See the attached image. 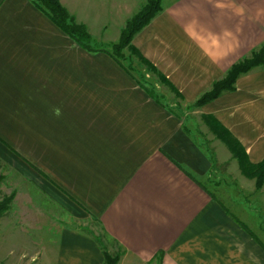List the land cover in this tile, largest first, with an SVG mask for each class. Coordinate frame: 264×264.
<instances>
[{"label":"crops","instance_id":"crops-1","mask_svg":"<svg viewBox=\"0 0 264 264\" xmlns=\"http://www.w3.org/2000/svg\"><path fill=\"white\" fill-rule=\"evenodd\" d=\"M59 1L95 40L114 44L149 0ZM161 6L132 42L175 88L147 75L155 95L178 96L203 120L214 116L252 162L264 160V67L194 106L264 45V0ZM95 54L30 0H0V160L15 163L8 211L17 203V217L3 224L54 226L56 244L42 264H103L91 220L123 247L117 264H264V239L251 222L262 216L264 187L242 173L222 139V148H206L127 72V60L124 68Z\"/></svg>","mask_w":264,"mask_h":264},{"label":"rangeland","instance_id":"rangeland-1","mask_svg":"<svg viewBox=\"0 0 264 264\" xmlns=\"http://www.w3.org/2000/svg\"><path fill=\"white\" fill-rule=\"evenodd\" d=\"M119 41L117 43H119ZM96 42L98 43V46L103 47L110 52H112L111 46L117 44V43L114 44L104 43V42H100L99 40H96ZM99 54H95L93 57L97 58V57L108 56L103 53H99ZM124 54L125 57L127 58V61H125L126 68H128L131 72H133V75H135L139 80H142V82L147 85V88L149 90L154 91V93L156 94L157 90L153 86V81L152 80L147 81V78L145 76L151 75L155 79L157 74L151 71L150 68L138 58V56L133 55L128 49L124 50ZM88 57H92V56L89 55ZM161 83L163 82L161 81ZM157 97L163 100V102H165L168 106H170L171 109H173L175 112L177 110V112L181 114V116L185 120V123L187 124V127H189L193 131L194 136L200 139L201 143L211 152L215 148L217 149L222 148L219 140L221 138H219V136L211 129V127L206 122H204V120L202 119L201 115L197 112V109L195 107L187 106L181 101V99L178 96H176L174 100L165 99L164 96L159 94L157 95ZM14 171H15L14 162L12 164H9L0 160V175L2 176L4 175V177L1 176L0 178V203L5 199L6 195H11L10 193L13 190L14 186L16 185V181L14 178ZM206 184L212 190L218 192V190L215 188L214 185H212L209 182H207ZM230 189L235 190L236 185L235 184L233 185L232 183ZM257 196L261 197L258 198V200L260 199L258 201V210L260 212V215L262 216L261 218L258 216V219L257 218L255 219L254 217L253 219H251V222L252 224L256 223L258 227L257 231L263 236L264 239V192H259ZM250 199L252 200L253 196L250 195ZM13 200L10 203V205L13 203ZM248 202L251 205L252 202L249 200ZM36 204H37L36 206H38L40 209L45 208L46 206V204L44 203L39 204V202H36ZM16 207H17V203L14 204V206L10 211H8L9 210L8 209L0 215V264H42L45 261V259L43 258L45 253V248L48 246H54L56 244L52 239L55 237L56 234L53 233L55 228L54 226L47 227L44 225L42 226L30 225L27 227L12 221L10 223H7L6 225L3 224V222H6L7 221L6 219L8 218H11V220H15V218L17 217ZM86 228L89 232H91L90 234H92L96 238L98 244L103 249V252L107 251L112 257L118 256L119 258L118 262H119V260L122 258L124 254L123 247L118 245L115 242V240L109 238V236L106 234V232L99 224V222L96 220H91L89 221ZM39 229L42 230L41 233ZM45 230H49L53 234L51 235L49 234L50 235L49 236ZM37 250L38 253H36V257L33 260L32 259L33 257H31L30 254L36 252Z\"/></svg>","mask_w":264,"mask_h":264},{"label":"trees","instance_id":"trees-1","mask_svg":"<svg viewBox=\"0 0 264 264\" xmlns=\"http://www.w3.org/2000/svg\"><path fill=\"white\" fill-rule=\"evenodd\" d=\"M41 11H43L61 30L68 34L73 41H75L84 50L91 53H105L111 58L115 59L122 65L121 61L127 60L124 54V50L128 49L133 55L145 63L151 71L158 75L159 79L172 90L175 88L170 84L165 76L159 73V71L148 62L143 55L132 44L133 38L139 33L145 26H147L151 20L162 11V0H149L146 6L126 24L120 37V41L117 44L112 45V52L107 49L98 46L96 40L89 33L86 25L80 24L76 21L75 17L69 13V11L60 3L59 0H30ZM124 67V66H123ZM258 67H264V45L256 51H253L251 55L237 64L233 65L228 74L221 80L214 83L212 89L206 92L194 106L203 105L206 102H210L218 98L221 94L227 91L236 90V82L244 74L251 72ZM125 68V67H124ZM127 72H130L128 68H125ZM144 87V85H142ZM147 92L157 98L154 91L144 87ZM204 121L211 127V129L221 138L228 148L231 150L235 158H237L242 173L256 180L257 189L264 187V160L254 163L249 159L248 153L243 144L227 129L225 128L214 116L204 115ZM1 178V176H0ZM15 194L6 195L5 199L0 203V215L9 209L10 203L14 199ZM105 262L103 264H117L118 256L112 257L107 251H104Z\"/></svg>","mask_w":264,"mask_h":264}]
</instances>
